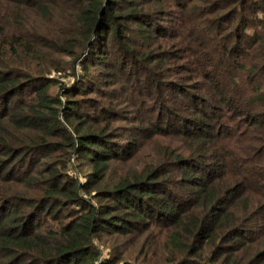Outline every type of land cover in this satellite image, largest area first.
<instances>
[{"label": "trees", "instance_id": "1", "mask_svg": "<svg viewBox=\"0 0 264 264\" xmlns=\"http://www.w3.org/2000/svg\"><path fill=\"white\" fill-rule=\"evenodd\" d=\"M59 1L0 0V264H264V0Z\"/></svg>", "mask_w": 264, "mask_h": 264}, {"label": "rangeland", "instance_id": "2", "mask_svg": "<svg viewBox=\"0 0 264 264\" xmlns=\"http://www.w3.org/2000/svg\"><path fill=\"white\" fill-rule=\"evenodd\" d=\"M61 1H59V0H57V4H59ZM62 3V2H61ZM60 6V5H59ZM43 20H42V18H40V24H41V22H42ZM176 21L179 23V18L178 19H176ZM157 41V39H154V41ZM112 72V71H111ZM54 77H58L59 75H57V74H52ZM50 92L51 93H54L55 92V89H50ZM132 98V100L133 101H137V102H139V101H141V104L139 103V105H142V104H144V106H149V107H151V110L150 111H153V110H155L156 109V105L151 101V99L149 100V102H145L144 101V95H140V94H138V93H134V95L131 97ZM119 102V100H116L115 102H114V104H116V105H112V107L114 108V109H116V110H118V111H121L122 110V108L124 107V105L123 104H121V105H119V104H117ZM111 107V106H110ZM145 113V112H144ZM139 115H140V113H139ZM123 140H133V139H135L136 138V136H132V135H128V136H126V135H124L123 137ZM148 153H152L151 151H149ZM72 162H74V159H72L71 160ZM113 167H114V171L115 172H117V170H119V168H120V165H113ZM85 171H87V168H85L84 169ZM73 172H74V170H73ZM112 176V175H111ZM101 250L102 251H104L105 250V248H102L101 247Z\"/></svg>", "mask_w": 264, "mask_h": 264}]
</instances>
